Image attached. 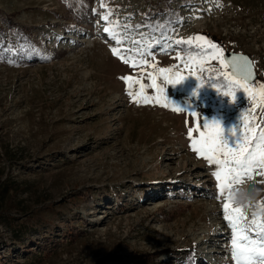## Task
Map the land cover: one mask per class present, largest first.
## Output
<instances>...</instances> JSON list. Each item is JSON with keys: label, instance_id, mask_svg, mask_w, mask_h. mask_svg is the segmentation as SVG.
<instances>
[{"label": "rangeland", "instance_id": "rangeland-1", "mask_svg": "<svg viewBox=\"0 0 264 264\" xmlns=\"http://www.w3.org/2000/svg\"><path fill=\"white\" fill-rule=\"evenodd\" d=\"M229 50L259 77L235 105ZM261 84L264 0H0V264H234L224 204L264 224V176L191 145L216 117L256 148Z\"/></svg>", "mask_w": 264, "mask_h": 264}, {"label": "snow or ice", "instance_id": "snow-or-ice-1", "mask_svg": "<svg viewBox=\"0 0 264 264\" xmlns=\"http://www.w3.org/2000/svg\"><path fill=\"white\" fill-rule=\"evenodd\" d=\"M104 19L107 20L108 17L105 16ZM105 31L107 32L109 29L105 28ZM200 39L204 38L199 36L193 37L190 38L187 43H191V40ZM180 42L181 41H177V43ZM210 46L212 49L216 48L214 44ZM201 51H205V49L202 48ZM113 53L117 54V50L113 49ZM124 62L128 63V60H124ZM230 65L233 69L232 75L219 69H213V71H217L219 75L224 77V87L228 88L229 91H224L221 94L225 97L232 95V103L235 105L237 103V98L233 89L248 91V84L253 81V72L250 66L251 62L248 61L247 58H243V62L233 58V60L230 61ZM223 67H225V64L221 61V68ZM122 79L127 82L131 78L123 77ZM168 82L172 83L171 80ZM183 82V79H181L175 83L182 84ZM152 86L155 87V83H153ZM201 87H203V85H201ZM141 88H143V85H141ZM259 88L261 89L260 95L262 103H264V84L259 85ZM217 91H219V89H217ZM128 94L133 97L134 102H140L136 99V93L129 91ZM191 95L194 98H199L201 93L198 90H194ZM143 102L159 103V101L155 99L149 100L147 96L143 97ZM189 107H191V105H189ZM174 110L183 111L182 108ZM192 114L195 115V111H193ZM261 123H264V121H261ZM211 124L215 126V131L209 132L208 134L201 132V139L194 141L191 147L193 151L197 153L198 158H203L209 165L218 169L213 172V176H215L218 182L221 180L222 172L234 173L235 175L232 179L237 183H243L245 179L252 180L254 178L253 172H255L256 175L264 176V128L260 129L258 135H256L255 128L250 129L258 141L256 148L250 150L248 147L250 143L248 137L236 139L230 145L225 134L220 130V120L216 117H212ZM198 127L209 129V120L205 119ZM228 131L231 132L233 136L236 135L234 130L228 129ZM191 132L192 129H189V139H192ZM230 164L234 166L229 167ZM218 186L221 185L218 184ZM228 208L229 205L225 203L224 219L227 226L232 230L231 256L234 264H264V224L257 223L258 217L255 213L251 214L252 219L250 222L244 223V221L248 220V215L244 214L240 208H236L233 210L235 215L230 216L228 214Z\"/></svg>", "mask_w": 264, "mask_h": 264}, {"label": "flooded vegetation", "instance_id": "flooded-vegetation-1", "mask_svg": "<svg viewBox=\"0 0 264 264\" xmlns=\"http://www.w3.org/2000/svg\"><path fill=\"white\" fill-rule=\"evenodd\" d=\"M239 55H244V54H242V53H240V52L233 51V50L226 51V52L223 54L222 61H223L224 64H225L224 69H225V71H226L227 73H229V75H232V74H233V69H232V67H231V65H230V61H232L233 58L238 59V58H239ZM245 56H246V55H245ZM251 64H252V62H251ZM252 66H253V64H252ZM253 70H254V68H253ZM253 77H255V78L253 79L252 82H255V81H257V80L259 79V77L256 75L255 70H254V72H253ZM236 78H239V77H236ZM252 82H251V83H252ZM251 83H249V84H251Z\"/></svg>", "mask_w": 264, "mask_h": 264}, {"label": "bare ground", "instance_id": "bare-ground-1", "mask_svg": "<svg viewBox=\"0 0 264 264\" xmlns=\"http://www.w3.org/2000/svg\"><path fill=\"white\" fill-rule=\"evenodd\" d=\"M200 21H198V20H196L195 18L192 20V24L190 25V27H189V29H193L194 27L195 28H199L200 26H201V24L199 23ZM164 160H167L166 158H165V156H163L162 158H161V160L157 163V167L158 166H161V164L164 162ZM173 161V160H172ZM184 171V170H183ZM184 172H186V171H184ZM180 175H184V173H180ZM185 186V184H182L181 185V187H184Z\"/></svg>", "mask_w": 264, "mask_h": 264}, {"label": "water", "instance_id": "water-1", "mask_svg": "<svg viewBox=\"0 0 264 264\" xmlns=\"http://www.w3.org/2000/svg\"><path fill=\"white\" fill-rule=\"evenodd\" d=\"M243 58H247V60L251 62V60H250L247 56H245V55H239V58L236 59V60H238V61H240V62H243ZM250 66H251L252 72H254L252 64H251ZM254 78H255V77H253V79H254Z\"/></svg>", "mask_w": 264, "mask_h": 264}, {"label": "trees", "instance_id": "trees-1", "mask_svg": "<svg viewBox=\"0 0 264 264\" xmlns=\"http://www.w3.org/2000/svg\"><path fill=\"white\" fill-rule=\"evenodd\" d=\"M32 55H34V53L33 52H31L30 50H27L26 52H24L23 54H22V56L23 57H30V56H32Z\"/></svg>", "mask_w": 264, "mask_h": 264}]
</instances>
